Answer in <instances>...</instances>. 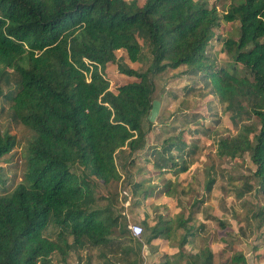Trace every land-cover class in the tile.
Wrapping results in <instances>:
<instances>
[{"label": "trees", "instance_id": "obj_1", "mask_svg": "<svg viewBox=\"0 0 264 264\" xmlns=\"http://www.w3.org/2000/svg\"><path fill=\"white\" fill-rule=\"evenodd\" d=\"M221 20L239 22L237 38L216 35L232 59L227 66L208 52ZM145 42L152 54L145 70L117 55L124 50L140 62ZM110 64L135 80L112 90L105 75ZM179 68L190 81L186 95L203 83L199 89L225 103L237 132L217 139L216 154L233 161L249 156L255 168L237 176L241 186L232 184V176L225 181L223 171L219 178H206L201 166L188 172L200 137L214 130L198 113L174 112L170 121L182 126L176 130L165 122L174 134L163 140L155 134L156 142L148 145L144 122L155 103L154 79ZM5 88L13 118L33 136L22 180L0 194V264H64L72 255L78 264H145L142 240L117 206L124 179L132 197L122 194L133 208L152 199L156 187L177 198L174 214L155 204L140 223L143 242L162 252L158 264H250L235 234L222 238L219 249L209 245L211 233L196 252L185 246L205 227L194 225L201 206L216 189L228 187L236 198L254 192L256 202L239 231H259L264 240V0H230L224 13L209 0H0V100ZM15 144V136L0 126V159ZM124 150L129 157L122 173L117 155ZM139 159L166 184H150L156 176L142 168L135 175L132 165ZM184 174L186 186L173 188ZM89 176L103 183L105 196L96 195ZM194 192L200 197L183 210L178 197ZM220 223L226 229V221ZM50 227L54 237L46 234Z\"/></svg>", "mask_w": 264, "mask_h": 264}, {"label": "rangeland", "instance_id": "obj_2", "mask_svg": "<svg viewBox=\"0 0 264 264\" xmlns=\"http://www.w3.org/2000/svg\"><path fill=\"white\" fill-rule=\"evenodd\" d=\"M140 4L144 2V0H138ZM210 3H217L218 8L221 13H224L227 10L230 0H209ZM215 31V38L211 40L208 46V52L215 58L216 62L220 66L229 65L232 63V59L227 55V53L222 49V43L216 39V35L222 37H234L237 38L239 35V22H227L225 20H221L220 26L214 28ZM143 43V40H140ZM118 56L124 58L125 62L129 64L131 67L145 70L152 59L151 54V47L149 42L144 43L143 48V59L140 62H132L127 56L124 50H120L117 52ZM184 71V68H179L177 70L172 71V74H177L179 77L169 80L172 74H164L162 76L156 77L155 84L156 90L154 93V105L148 116L149 119H146L144 122V127L147 130V143L148 145L154 144L156 141L155 134H160V139L163 140L166 136L173 135L174 132L169 129L168 125H164L165 122L171 123V126H175L176 130H178L182 126V121L178 122H171L172 115L176 111L187 112L190 114L198 113L200 114V118L206 120L207 123L212 122L214 126V130L210 134H204L200 137L199 144L200 148L197 154L194 156L195 163L194 168H198L201 166L206 178L209 177L208 173L215 174L216 176L219 171H223L226 174L225 181L228 179L229 176L235 178L232 180V184L236 186H241L243 183L242 179H238L237 176L240 175H248L251 172V169L255 168L252 161L250 160L249 156L245 154L243 160H231L230 158H220L216 154V142L220 136H228L235 134L237 132V128L234 126V123L231 121L229 113L226 111L225 103L221 102L219 98L208 92V89H199L203 87V83H199L197 85V90L192 94L186 95L185 88H183L186 84L190 83L187 80V76L184 74H180ZM106 77L110 80V88L116 91L117 87L135 80L134 77L127 76L121 72H119L118 67L116 64H110L105 73ZM168 80V81H167ZM183 88V89H182ZM7 94L3 96L0 100V126L4 130H8L11 134H13L16 138V144L13 150L4 155L0 159V194L4 193V191L12 190V188L22 180L23 173L25 171V162L26 156L28 154V142L31 140L33 136L32 130H30L26 125L21 123L20 121L16 120L12 116L11 111V100L8 97V88H5ZM169 92V93H168ZM208 92V93H207ZM219 121L217 122L216 120ZM152 122H151V121ZM153 124L149 128V126ZM194 128L195 124H189L188 127ZM171 133V134H170ZM186 134V133H185ZM186 138L191 140L190 136L186 134ZM161 142V141H160ZM159 142V143H160ZM127 150L120 152L117 155V160L119 164L120 171L124 173V160L128 158ZM138 157V156H137ZM144 157V156H143ZM142 160V159H141ZM140 159L136 161L132 165V171L135 175H139L141 170L145 171V173H150L149 176H156L150 184H155L157 186L166 184V180L162 179V177H158V172L155 170H151L147 163L142 162ZM191 167L188 172L194 171V168ZM212 171H210V169ZM78 171L79 168H77ZM81 172V171H80ZM196 173V170H195ZM186 174L182 175L179 179V185L174 184L173 188L181 189L183 186H186V179H183ZM165 177V175H164ZM89 178L94 181L92 184L94 186V190L97 196H105L107 194L106 187L103 185L102 182H96L95 179L89 176ZM167 178V177H166ZM5 182V183H4ZM126 179L123 180L120 190H121V198L119 199L118 207H124V214L127 218L129 226L133 223H141L143 219V215L145 210L151 212V207L155 204H161V211L165 215L174 214L175 212L171 211V207H177V198L176 197H163L165 195L164 188L156 187L152 190L153 198L149 199L148 201H143V203L136 207L130 206L131 199H124V194L126 193L127 197H132V189L126 183ZM154 182V183H153ZM177 182V181H176ZM122 192L124 194H122ZM216 192V193H215ZM213 194H218V196L223 198V205H225L226 209L229 211V214L232 211L235 212L236 216L239 214L233 223V227H227L226 230V238L230 235L235 234L234 236L239 239V241H234L235 243H239L240 248L244 252V254L249 258L250 264L253 263L254 258L259 261L264 260L263 253L254 252L253 246H255L256 241H259V234L260 232L251 233L250 235L243 236L240 231L239 233H234L236 228L242 224H244L243 220L246 215L250 216L251 211L249 210L250 205L251 207L254 206L256 202L254 198V192L251 194H247L241 198H236L235 194L229 189L226 191L216 189ZM201 192H194L190 196L187 197H178L179 202L178 205L183 206V210L188 208L191 203L193 202L192 199L194 197H200ZM175 211V210H174ZM176 211H178L176 209ZM225 216H227L225 212ZM240 223V225H236ZM233 229V230H232ZM238 231V229H237ZM228 232L230 234H228ZM47 235L54 237L56 235V229L54 227H50L47 230ZM143 236L141 237L142 245H141V252L145 258V264H158L160 261L163 260L162 253L159 254L160 251L155 250L153 246L154 244H147L143 242ZM229 239V238H228ZM260 244H256L258 249H262L264 252V240L261 239ZM135 248L139 250L138 243H134ZM177 245V241L175 244ZM95 251H86L83 252V256L85 254L91 253L93 254ZM79 258L75 255L69 257L67 263L64 264H78ZM93 264H98L97 261H94ZM264 264V263H263Z\"/></svg>", "mask_w": 264, "mask_h": 264}, {"label": "crops", "instance_id": "obj_3", "mask_svg": "<svg viewBox=\"0 0 264 264\" xmlns=\"http://www.w3.org/2000/svg\"><path fill=\"white\" fill-rule=\"evenodd\" d=\"M194 166V165H193ZM194 168V167H193ZM159 188V187H158ZM216 193V192H215ZM190 196V195H189ZM165 197V195L163 196ZM196 197L192 199L194 201ZM223 198L218 196V194H212L210 195L209 199L207 202H205L201 206V211L196 215V218L194 220V225L197 227H203L205 226L202 231H200L201 236H190V243L185 246V249L190 252H196L197 250L203 248L205 246L204 239L209 238L210 233L215 235V239H211L209 242V245L214 248V249H219L224 246V242L222 238L226 237V230L222 227L223 225L220 222L226 221L227 227H233V223L235 222L237 216L235 214H229V211L226 212L227 216H225V205H223ZM192 204V203H191ZM209 207L208 211H205L206 207ZM208 213H211V215H207ZM236 225H240L238 223ZM226 227V228H227ZM238 229V231H237ZM233 230V229H232ZM234 233H239V228H236V231ZM234 235V234H233ZM239 241V239L237 240ZM263 243L261 240L256 241V244ZM239 244V243H238ZM253 246V251L254 252H261L263 251L262 249H258V247ZM162 252H159V254ZM258 264H263V261H256ZM256 263V264H257Z\"/></svg>", "mask_w": 264, "mask_h": 264}, {"label": "built area", "instance_id": "obj_4", "mask_svg": "<svg viewBox=\"0 0 264 264\" xmlns=\"http://www.w3.org/2000/svg\"><path fill=\"white\" fill-rule=\"evenodd\" d=\"M133 235L137 238H141L144 232L143 225L140 223H133L130 226Z\"/></svg>", "mask_w": 264, "mask_h": 264}]
</instances>
